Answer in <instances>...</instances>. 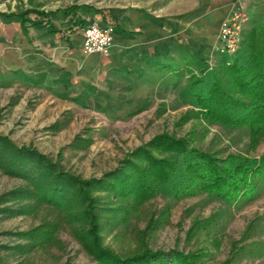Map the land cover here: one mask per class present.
I'll return each mask as SVG.
<instances>
[{
    "label": "rangeland",
    "instance_id": "374dc122",
    "mask_svg": "<svg viewBox=\"0 0 264 264\" xmlns=\"http://www.w3.org/2000/svg\"><path fill=\"white\" fill-rule=\"evenodd\" d=\"M208 2L211 9L235 3L249 20L256 17L240 25V40L253 23H264V0H0V21L10 26L18 17L109 15L129 7L175 12ZM182 82L174 91L165 83L158 101L126 112L0 70V264H101L76 233L89 225L81 215L86 209L100 245L119 258L147 249L166 257L172 251L192 255L194 264H264V132L249 145L242 133L207 122L197 112V91ZM157 135L183 139L188 149L225 164L244 157L261 171L247 175L243 191L229 197L185 193L178 175L139 206L110 189H91L86 201L72 194L77 180L108 179ZM49 165L72 182L57 184L65 191L56 203L41 197L47 179L40 174Z\"/></svg>",
    "mask_w": 264,
    "mask_h": 264
},
{
    "label": "crops",
    "instance_id": "0c3cea01",
    "mask_svg": "<svg viewBox=\"0 0 264 264\" xmlns=\"http://www.w3.org/2000/svg\"><path fill=\"white\" fill-rule=\"evenodd\" d=\"M207 4L175 12L129 7L109 15L85 11L57 19L49 14L10 26L0 21V70L24 75L57 94L131 112L158 101L165 83H171L169 91L178 79L186 83L190 62L196 72L199 59L212 56L219 23L235 3L213 9ZM89 23L112 25L107 54L82 53L81 29Z\"/></svg>",
    "mask_w": 264,
    "mask_h": 264
},
{
    "label": "trees",
    "instance_id": "16d2710c",
    "mask_svg": "<svg viewBox=\"0 0 264 264\" xmlns=\"http://www.w3.org/2000/svg\"><path fill=\"white\" fill-rule=\"evenodd\" d=\"M21 22L29 19L18 17ZM256 17L246 23L255 22ZM187 65V64H186ZM189 65L186 85L196 92L197 112L207 122L222 125L240 132L247 138L249 145L258 143L264 132V23H253L232 54H220L199 59L196 72ZM189 68V69H188ZM207 69V70H205ZM181 76L183 72L179 73ZM189 154H192L189 156ZM172 155L185 157L180 162ZM114 173L102 179L77 180L78 186L72 191L76 197L86 201L88 191L110 189L115 194L128 196L132 205L139 206L150 195L159 192L162 185L168 184L174 175H178L185 185L182 189L208 194L236 195L242 192L248 182L247 175L260 172L261 168L249 165L248 159L237 157L238 161L219 162L210 153L200 152L183 139H174L166 135H157L148 145L139 148ZM236 159V160H237ZM140 160V161H138ZM41 176L47 181L41 197L48 202H60L64 189L57 184L66 185L70 176L54 171L51 165L45 167ZM249 173V174H248ZM247 183V184H246ZM59 194V200L54 196ZM75 196L70 200H75ZM88 222L87 228L77 229L84 250L101 264H194L192 255L172 251L166 257L161 251L143 250L127 258H119L108 248L100 245L95 228V220L89 209L82 211Z\"/></svg>",
    "mask_w": 264,
    "mask_h": 264
},
{
    "label": "built area",
    "instance_id": "2783aa9c",
    "mask_svg": "<svg viewBox=\"0 0 264 264\" xmlns=\"http://www.w3.org/2000/svg\"><path fill=\"white\" fill-rule=\"evenodd\" d=\"M251 17L245 10H234L222 19L218 26L217 39L219 45L215 49L220 54H232L235 52L240 39L238 32L240 25L249 21ZM113 27L108 24L99 26L95 23L86 24L81 29V51L83 54L105 55L112 46Z\"/></svg>",
    "mask_w": 264,
    "mask_h": 264
}]
</instances>
